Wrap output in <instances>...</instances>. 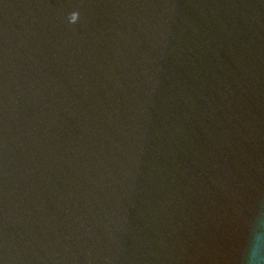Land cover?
<instances>
[{
    "label": "water",
    "instance_id": "95a60500",
    "mask_svg": "<svg viewBox=\"0 0 264 264\" xmlns=\"http://www.w3.org/2000/svg\"><path fill=\"white\" fill-rule=\"evenodd\" d=\"M0 264H264V0H0Z\"/></svg>",
    "mask_w": 264,
    "mask_h": 264
}]
</instances>
